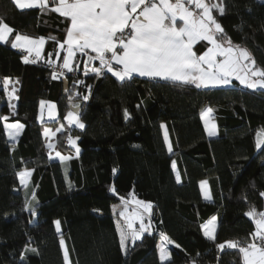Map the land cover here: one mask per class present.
<instances>
[{
  "label": "trees",
  "instance_id": "16d2710c",
  "mask_svg": "<svg viewBox=\"0 0 264 264\" xmlns=\"http://www.w3.org/2000/svg\"><path fill=\"white\" fill-rule=\"evenodd\" d=\"M222 2L224 15L215 9L213 15L226 38L264 68V0ZM53 7L50 1L44 11L18 9L12 0H0V19L14 30L8 42H0V264H66L64 248L69 264H242L238 249L222 251L217 245L251 242L256 226L246 213L253 207L264 212V148H256L257 132L264 131V89L236 79L207 88L139 76L120 81L104 70L97 76L90 67L85 74L83 53L77 54L73 71L54 79L70 20ZM16 34L44 38L45 59L24 63V52L11 47ZM207 46L201 41L195 49L202 53ZM98 62L90 65L102 68ZM7 77L18 82L16 113L9 120L25 126L16 144L2 119L10 113ZM42 100L56 104L58 118L45 122L54 126L65 122L73 104L80 105L76 113L85 127L73 125L56 134V146L70 159L52 157L45 123L38 119ZM206 107L214 110L215 137L208 136L201 119ZM69 137L76 140L78 156L66 142ZM25 169L33 174L22 187L18 173ZM202 180L209 184L211 200L203 196ZM132 193L152 204L150 228L135 243L130 239L124 251L112 208ZM26 201L36 209L35 221ZM213 216L215 241L201 227ZM162 236L173 242L165 262L158 250Z\"/></svg>",
  "mask_w": 264,
  "mask_h": 264
},
{
  "label": "snow or ice",
  "instance_id": "6c2138e0",
  "mask_svg": "<svg viewBox=\"0 0 264 264\" xmlns=\"http://www.w3.org/2000/svg\"><path fill=\"white\" fill-rule=\"evenodd\" d=\"M19 9L39 7L41 11L48 8L49 0H14ZM55 5L51 11L59 13L62 17L70 20L67 28V38L59 45L61 49L67 45V55L63 57L61 67L69 72L73 71L72 61L77 53L86 54L88 50L95 53L85 62V74L89 71L87 64L91 60H99L102 68L116 76L120 81L130 80L134 75L148 77L151 79L171 80L181 84H193L197 88L216 87L228 85L231 78L251 89H264V68L256 66L251 53L240 45H233L230 38H226L224 29L213 15L215 9L219 15H224L225 7L220 3H211L210 0H51ZM178 21L182 22L177 26ZM14 30L9 24L0 19V42H8L9 36ZM53 39H55L53 37ZM200 41L210 44L202 54L194 51V45ZM12 48L27 49L28 53L35 54L37 58L41 55L44 38L33 39L28 35L16 34L11 42ZM59 55V54H57ZM221 57V59H217ZM34 63L24 57V63ZM49 63L54 61L49 60ZM114 64L119 67H114ZM78 67V66H77ZM102 68H92L91 71L97 76L101 75ZM63 75V72L60 73ZM53 78L57 74L53 72ZM9 81L5 80V90ZM78 83H82L78 81ZM90 90V86H89ZM16 89L9 93V99L14 97ZM83 96V100H88ZM71 99V97H70ZM43 105L44 102L42 101ZM54 108L55 106H51ZM79 104H73V108H79ZM213 109L206 108L201 112L209 136L216 135V124L212 119ZM53 112L49 111V116ZM127 110L125 116L127 118ZM7 121L8 117H3ZM66 119L69 123H75L84 128L80 122V116L70 111ZM5 129L10 138L15 139L24 125L16 123H5ZM163 127V125H162ZM63 125L57 129L62 131ZM49 130H45L48 136ZM55 135V133H53ZM168 151H173L168 139L167 131L164 134ZM69 143L75 145V140L69 137ZM48 148H53L49 143ZM256 148H264V131L257 132ZM77 153L79 148L76 149ZM61 160L70 159L56 153ZM172 167L176 168L173 161ZM22 185L27 186V178L31 171L18 173ZM179 182L180 176L177 175ZM207 182H202V187ZM115 192V189L113 188ZM260 195L264 197V192ZM206 199H211V193L204 191ZM33 199L35 194L33 193ZM120 199L127 204L124 197ZM142 211H136L133 215H126L121 211L120 216L126 221V229L117 226L120 234V246L127 250L129 237L132 242L140 240L143 233L150 228L144 223L147 215L151 217L152 204L135 200ZM25 210L36 215V209L31 202L26 201ZM246 215L254 220L255 231L251 234V242L241 244L239 241H227L217 245L218 250L226 251L238 249L242 264H264V212L257 213L253 207ZM135 220L140 221L139 230L133 227ZM216 221L213 216L211 220L202 225L204 236L210 240L216 239ZM57 231L60 221H55ZM61 238V247H64ZM168 243H173L167 236L163 237L160 244V260L168 261L170 252ZM179 247V245H176ZM26 251L39 254L36 248H26ZM24 258V257H22ZM64 260L69 264V253L64 248ZM192 264H196L195 260Z\"/></svg>",
  "mask_w": 264,
  "mask_h": 264
},
{
  "label": "crops",
  "instance_id": "0c3cea01",
  "mask_svg": "<svg viewBox=\"0 0 264 264\" xmlns=\"http://www.w3.org/2000/svg\"><path fill=\"white\" fill-rule=\"evenodd\" d=\"M50 1L51 0H49V4H50ZM12 4H13V7L14 8H18L19 9V7L15 4V2H14V0H12ZM48 4V5H49ZM182 22H180V21H178V24H177V26H180V24H181ZM24 35V34H23ZM11 36V35H10ZM10 36H9V39H10ZM31 38H33V39H39V38H42V37H39V38H34V37H31ZM66 38H67V35H66ZM66 38H65V40H66ZM15 39V37L13 38V40ZM201 42V41H200ZM203 42V41H202ZM3 43H5V42H3ZM45 43H46V40L44 39V44H43V46H42V48H41V55H40V57L39 58H37L36 56H35V54L33 53V54H29L28 53V51H27V49H21V48H19V49H21L23 52H24V56L25 57H28L29 58V60H35V62H38V61H41V60H43V59H45L44 58V55H43V52H44V47H45ZM199 43V42H198ZM197 43V44H198ZM208 43V42H207ZM196 44V45H197ZM196 45H194V51H196V49H195V46ZM211 45L210 44H208V46L207 47H210ZM66 49H67V45H65V48H64V55L63 56H65V55H67V51H66ZM207 50V48L204 50V51H206ZM203 51V52H204ZM202 52V53H203ZM196 53L199 55V54H202V53H198L197 51H196ZM78 54V53H77ZM77 54H76V56L74 57V59H73V61H72V66H73V68L76 66V64H77ZM90 56H95V53H93V52H91V50H88L87 51V53H86V55H85V57H84V59H83V66L85 67V62H87V61H89V57ZM217 59H221V57H217ZM95 62V60H91L88 64H87V67H90V68H94V66H92V65H90V64H93ZM63 64V59L60 61V67H61V65ZM114 67H119V66H116L115 64H114ZM95 68H98V67H96L95 66ZM102 70H104V71H107V69L106 68H103ZM68 70L67 69H63L62 67H61V71H59V72H57V71H55V73L56 74H60L61 72H67ZM108 72V71H107ZM110 73V72H109ZM112 74V73H111ZM113 75V74H112ZM134 76H139V75H134ZM116 77V76H115ZM139 77H142V76H139ZM117 78V77H116ZM8 81H9V83L7 84V88H6V96H7V99H8V101H9V105H10V113L9 114H6V115H4V117H8V120L7 121H5L4 120V123H16L17 121H10L9 120V117L11 116V115H14L15 113H16V101H17V88H18V82H17V79L16 78H11V77H7L6 78ZM5 79V80H6ZM118 79V78H117ZM127 80V79H126ZM4 85H5V82H4ZM13 88H15L16 89V91H15V94H14V97L10 100L9 99V93H11L12 92V90H13ZM206 108H209V107H206ZM205 108V109H206ZM210 108H212V107H210ZM204 109V110H205ZM213 109V108H212ZM212 115V119H213V121H214V123L216 124V135H214V136H209V137H215V136H217L218 135V125H217V123H216V121H215V119H214V110H213V113L211 114ZM39 119V118H38ZM51 119H49V120H43V121H40V122H42V123H45V122H47V121H50ZM55 120V119H54ZM52 121V120H51ZM66 121H67V119L65 120V122L64 123H66ZM19 122V121H18ZM203 122H204V120H203ZM20 124H23V123H21V122H19ZM24 125V124H23ZM73 125H76L75 123H73ZM72 125V126H73ZM204 125H205V122H204ZM44 127V129L46 130H49V134H48V136H46V138H47V141H48V139H49V135L50 134H52L53 135V133H55V135H53V139H54V142H55V140H56V134L58 133V131H57V129L58 128H60L59 127V125H56V126H54V125H51V124H48V123H45L44 125H43ZM206 127V126H205ZM24 128H25V126L23 127V129L20 131V133H19V135L15 138V139H12V138H10L9 137V135H8V132H7V130H6V132H7V136H8V139H9V141L11 142V143H13V144H16L17 142H18V140L20 139V137H21V135H22V133H23V130H24ZM65 128H67V125L64 127V129L62 130V131H64L65 130ZM45 130H44V134H45ZM165 131H167V129H166V127H164V133H165ZM206 131H207V133H208V130H207V128H206ZM59 132H61V131H59ZM167 134H168V132H167ZM50 142H51V140H50ZM66 142H67V144H70L69 143V140H66ZM72 145V144H71ZM55 151H54V153H52V157H54V158H58V159H60V157H58L57 155H56V153L57 152H59L60 154H61V156H63V157H69V154H67V155H65L63 152L61 153L60 152V150L58 149V147L56 146V142H55ZM72 146H74V145H72ZM57 151V152H56ZM53 152V151H52ZM73 155L74 156H78L79 155V152L77 153V151H76V148L74 147V151H73ZM31 171V176H32V174H33V169H25V170H22V171ZM22 171H20V172H22ZM19 172V173H20ZM31 176L30 177H28L27 178V184L29 183V181H30V179H31ZM204 181H206L207 182V180H202L201 181V188H202V192H203V196H204V191L207 189L208 191H210V193H211V190H210V187H209V184H208V182H207V184L206 185H204L203 187H202V182H204ZM21 183V182H20ZM21 186L22 187H25L24 185H22L21 184ZM204 198H205V196H204ZM206 199V198H205ZM211 199H212V194H211ZM210 199V200H211ZM206 200H209V199H206ZM115 205V204H114ZM113 205V206H114ZM216 217V216H215ZM217 218V217H216ZM148 219V220H147ZM146 220V222H148L149 223V220H150V218L148 217ZM211 220V218L209 219V220H207L204 224H206V223H208L209 221ZM146 222H145V224H146ZM216 229H217V221H216ZM172 244V243H171ZM169 249V248H168ZM159 250V249H158ZM159 254H160V251H159Z\"/></svg>",
  "mask_w": 264,
  "mask_h": 264
},
{
  "label": "rangeland",
  "instance_id": "374dc122",
  "mask_svg": "<svg viewBox=\"0 0 264 264\" xmlns=\"http://www.w3.org/2000/svg\"><path fill=\"white\" fill-rule=\"evenodd\" d=\"M211 3H219L218 0H210ZM233 79H235V77H232L231 80L232 82L228 85H232L233 84ZM237 80V79H236ZM239 81V80H238ZM243 85V84H242ZM221 86H227V85H221ZM245 86V85H244ZM211 87V86H210ZM44 102V104L42 105L41 102ZM40 102V106H39V112H38V118L40 121H43V120H54V119H57L58 118V109L56 107V104L52 101H45V100H42ZM55 106L54 108H52L51 106ZM52 111L53 112V115L52 116H49V111ZM74 112V111H73ZM59 127H61V125H63V129L64 127L67 125V127H72L73 123H69V121L67 120L66 123H59L58 124ZM45 130V129H44ZM51 140V142H50ZM75 140V139H74ZM56 142V140H55ZM55 142H54V139H53V135L50 134L49 135V139L47 141V145L49 143L53 144V148H49L51 151H53L52 153H54V149H55ZM74 147L79 148L76 144V140H75V145ZM57 152V151H56ZM61 152V151H60ZM64 153V151H62ZM61 152V153H62ZM66 153V152H65ZM61 155V154H60ZM135 200H140L142 201L140 198H138L134 193L131 194L130 198L127 199V204L125 205V203H117L113 206L112 208V211H113V214L116 216V222H117V226L119 225L121 228H125L126 229V221L124 220V217L120 216V212L121 211H126V215H133L136 211H142V209L139 208V206L135 203ZM151 213H152V210H151ZM148 216L146 215L145 218H144V222H146L148 219ZM37 219V215L33 216V220L35 221ZM147 219V220H146ZM149 224L148 222H146V225ZM139 226H140V221L139 220H135L134 223H133V227L138 230L139 229ZM120 235V234H119ZM130 237H129V240L127 241V246H128V242L130 241ZM163 241V236L162 238H160L159 242H158V249L160 251V244L162 243ZM169 245L170 243H168L166 246L167 248H169ZM169 250V249H168ZM125 251V250H124ZM170 252V250H169ZM104 254V258L106 260V256H105V252H103ZM160 255V254H159ZM170 258H171V252H170ZM107 261V260H106ZM162 262H165V261H162ZM107 264V263H106ZM188 264H192V263H188Z\"/></svg>",
  "mask_w": 264,
  "mask_h": 264
},
{
  "label": "built area",
  "instance_id": "2783aa9c",
  "mask_svg": "<svg viewBox=\"0 0 264 264\" xmlns=\"http://www.w3.org/2000/svg\"><path fill=\"white\" fill-rule=\"evenodd\" d=\"M98 63H99L98 65L102 67V65L100 64V62H98ZM53 69H54V71H57V72L61 71L60 65L53 66ZM77 71H79V68L77 69Z\"/></svg>",
  "mask_w": 264,
  "mask_h": 264
},
{
  "label": "water",
  "instance_id": "95a60500",
  "mask_svg": "<svg viewBox=\"0 0 264 264\" xmlns=\"http://www.w3.org/2000/svg\"><path fill=\"white\" fill-rule=\"evenodd\" d=\"M64 86H65V88L68 87V83H67V81H64ZM79 109H80V107H79V108H73V107H72V110H73L74 112H78Z\"/></svg>",
  "mask_w": 264,
  "mask_h": 264
}]
</instances>
